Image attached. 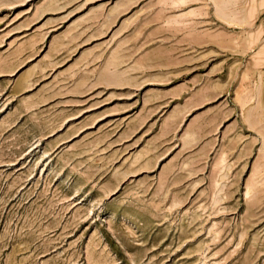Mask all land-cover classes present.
I'll list each match as a JSON object with an SVG mask.
<instances>
[{
    "label": "rangeland",
    "instance_id": "obj_1",
    "mask_svg": "<svg viewBox=\"0 0 264 264\" xmlns=\"http://www.w3.org/2000/svg\"><path fill=\"white\" fill-rule=\"evenodd\" d=\"M263 103L264 0H0V264H264Z\"/></svg>",
    "mask_w": 264,
    "mask_h": 264
},
{
    "label": "bare ground",
    "instance_id": "obj_2",
    "mask_svg": "<svg viewBox=\"0 0 264 264\" xmlns=\"http://www.w3.org/2000/svg\"><path fill=\"white\" fill-rule=\"evenodd\" d=\"M220 1H221V0H220ZM224 2H225V1H224ZM220 3H221V2H220ZM223 7H224V6H223ZM218 10H219V9H218ZM220 12H221V11H220ZM222 12H223V11H222ZM221 17H222V16H221ZM235 19H236V18H235ZM232 20H233V19H232ZM232 20H231V22H233ZM237 21H238V20H237ZM237 21H236V22H237ZM238 22L240 23V21H238ZM238 22H237V23H238ZM241 22H242V21H241ZM235 24H236V23H235ZM263 104H264V103H263ZM261 105H262V102H261ZM263 107H264V106H262V108H263ZM260 111H261V110H260ZM260 113H262V111H261ZM263 113H264V112H263Z\"/></svg>",
    "mask_w": 264,
    "mask_h": 264
}]
</instances>
